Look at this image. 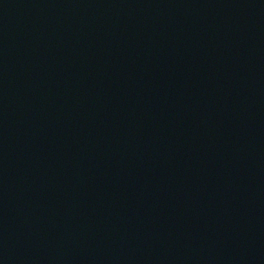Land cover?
<instances>
[{
  "label": "water",
  "instance_id": "obj_1",
  "mask_svg": "<svg viewBox=\"0 0 264 264\" xmlns=\"http://www.w3.org/2000/svg\"><path fill=\"white\" fill-rule=\"evenodd\" d=\"M0 264H264V0H0Z\"/></svg>",
  "mask_w": 264,
  "mask_h": 264
}]
</instances>
